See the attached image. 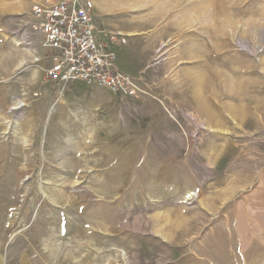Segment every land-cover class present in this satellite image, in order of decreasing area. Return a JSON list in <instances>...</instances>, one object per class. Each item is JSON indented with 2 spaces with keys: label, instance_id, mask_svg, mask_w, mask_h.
Wrapping results in <instances>:
<instances>
[{
  "label": "rangeland",
  "instance_id": "obj_1",
  "mask_svg": "<svg viewBox=\"0 0 264 264\" xmlns=\"http://www.w3.org/2000/svg\"><path fill=\"white\" fill-rule=\"evenodd\" d=\"M42 1L0 0V243L52 264H264V0H93L136 96L45 79L40 37L18 47L9 19Z\"/></svg>",
  "mask_w": 264,
  "mask_h": 264
},
{
  "label": "built area",
  "instance_id": "obj_2",
  "mask_svg": "<svg viewBox=\"0 0 264 264\" xmlns=\"http://www.w3.org/2000/svg\"><path fill=\"white\" fill-rule=\"evenodd\" d=\"M93 0H43L29 14L10 16L11 37L18 47L36 50V38L44 50L35 59L46 63L44 77L54 83L82 81L115 94L136 96L145 92L140 78L117 65V53L109 46L125 43L120 32H110L104 43L94 20ZM158 48L155 61L170 51ZM37 61V60H36Z\"/></svg>",
  "mask_w": 264,
  "mask_h": 264
},
{
  "label": "crops",
  "instance_id": "obj_3",
  "mask_svg": "<svg viewBox=\"0 0 264 264\" xmlns=\"http://www.w3.org/2000/svg\"><path fill=\"white\" fill-rule=\"evenodd\" d=\"M42 51L43 56L44 50ZM52 262L44 256L40 258L22 240L11 244L5 241L0 243V264H52Z\"/></svg>",
  "mask_w": 264,
  "mask_h": 264
},
{
  "label": "bare ground",
  "instance_id": "obj_4",
  "mask_svg": "<svg viewBox=\"0 0 264 264\" xmlns=\"http://www.w3.org/2000/svg\"><path fill=\"white\" fill-rule=\"evenodd\" d=\"M26 51L30 52L29 50H26ZM29 54L31 55V53H29ZM33 59H34V61L38 60V59H35V57ZM25 61H26V58L24 57V59L21 61L20 64L25 63ZM21 105H22L21 102L17 101V102L14 103V108H19ZM187 195L191 198L193 193L192 192H188Z\"/></svg>",
  "mask_w": 264,
  "mask_h": 264
}]
</instances>
